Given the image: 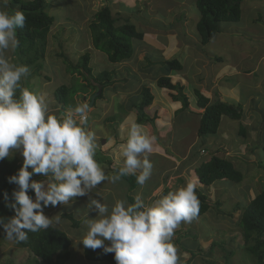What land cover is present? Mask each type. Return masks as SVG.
I'll list each match as a JSON object with an SVG mask.
<instances>
[{"label":"rangeland","instance_id":"rangeland-1","mask_svg":"<svg viewBox=\"0 0 264 264\" xmlns=\"http://www.w3.org/2000/svg\"><path fill=\"white\" fill-rule=\"evenodd\" d=\"M104 1L113 2L114 0ZM47 2L49 3L48 11L52 15H56L57 18L52 24L48 35L45 57L40 61L42 69L38 74L31 76L27 82L24 81L23 85L35 92L44 94L50 110L54 112L59 108L54 95L57 87L63 83L73 85L77 78L81 80L80 75L69 71L68 67L69 63L76 65L83 53L88 51L91 54L90 65L92 66L93 74L96 75L103 70L112 71L115 83L108 86L103 96L96 98L93 106L89 107L86 125V130L94 132L96 136L97 151L95 158L104 168L106 175L111 177L117 172L112 173V171L106 169L108 163H104V158H106L104 154H113L115 159L113 165H122L121 145L122 141L126 139H122L120 143H118V139L120 136L124 138L125 134L123 131L131 123H139L149 135L152 132L153 128L150 124L141 122L138 119V108H129V104L131 105L133 102L141 100V86L138 84L139 81H136L138 80V75L144 74L142 72L149 73L150 68L155 70L156 67H160V65L155 64V62H160L158 59L160 55L158 52H152L153 48L151 50H140L138 44L141 41L135 39L134 44L137 47L134 55L128 60L113 63L108 60L106 53L93 47L89 29V23L94 13L100 7H103L105 3L101 5L97 0H47ZM121 2L123 3H120V5L123 10H126V13H120V7L115 6L113 7L114 15H120L123 18L124 15L131 17L130 14H133L132 11L134 10L130 22L141 31L150 29L155 32L156 30L159 34L156 37L160 43H163L166 31L171 30L177 33L178 29H180L182 32L181 36L188 41L186 44L190 46L191 53L199 54L201 52L203 58L206 56L214 57L208 58L211 64L208 67L209 71H211V66H215L217 63H221V66L229 65L232 71H234L233 68L237 70L232 75L235 76V79L231 80V83L234 84V81H240L234 89L229 91L228 95L232 96L230 98L234 99L236 103L238 101L242 105V117L240 120H236L228 116H222L217 134L207 138L204 145L206 148H203L206 151L204 156H200V159L209 158L214 154L224 156L243 171L244 179L240 183L226 179L217 181L208 187L200 185V189L208 195L212 208L204 215L195 217L190 223L182 222L175 230L172 242L178 250L179 264H186L187 262L189 264H257L255 257L245 249L239 219L243 207L264 188V152L262 149L264 141V0H244L241 19L237 22H222V31L205 46L200 44L196 28L200 18L196 0H137L136 7L131 3L129 4L134 8L128 7L127 3L130 1L121 0ZM7 10L10 11L9 5ZM139 15L144 17H142L143 20H138L137 17H140ZM184 22L187 23V29H185ZM189 39L193 40L194 43ZM149 51L150 55H146L145 53ZM14 53L15 51L10 52L9 55L16 62L17 57ZM63 55L68 58L67 61H65ZM217 56H222L224 60H217ZM262 56L263 58L260 59ZM155 57L157 58L154 61L155 65H150L148 68L147 62ZM231 65H233V68ZM186 68L189 71L188 76H194V70L190 68L189 62L186 63L184 69ZM201 69L204 73L201 76L205 78L207 76L205 65H202L197 72L199 73ZM157 71L162 72V68ZM185 71H181V73ZM174 74L177 75L176 73ZM146 77L148 79L142 83L151 86L155 81L156 75L147 74ZM97 90L95 89L94 92ZM93 93L88 92L86 95L77 94L74 98L75 101L72 102V107L68 108L67 112L73 111L77 105L82 103L89 105ZM172 93H175V91L171 92L168 90L165 95L171 103L174 101L171 97ZM217 93L224 97L220 92ZM217 93L212 92L211 99H215L218 95ZM168 94H170V98ZM120 95L123 96V102L127 105H122L120 113L116 114L114 119L112 116L116 112L117 104L120 103L118 99L122 98ZM224 99L228 98L224 97ZM161 106H164L167 110L169 109L163 103ZM189 108H180L179 113L172 109L168 112L160 110L159 113H163V115L157 114L158 117L162 116L163 119H158L157 117L155 123L156 126L158 124L162 129L171 127L172 123H169V121H172V118L170 117H174L173 119L178 118V121L179 119H189V128L186 125L177 126L178 134L185 132L188 135L186 142L188 143L189 139L196 138L194 141L196 143L189 150L190 143H181L179 147L182 151H178L179 148H174V136L166 142L171 152L172 159L170 158V160L172 162H169L170 166L165 168L161 174L158 186L155 189L152 188L151 196L143 199L148 204L155 203L162 198L166 194L164 191L167 187L174 191L189 180L193 181L196 186L198 184L192 172L200 162L197 161L192 164L191 160L196 152L197 154L201 153V140L195 128L198 124V117L194 113L197 111L196 113L201 114L203 109H198L197 105L192 108L189 106ZM185 111L191 113L193 119L188 117ZM133 113L136 115L138 122L126 123V116L122 119L120 117L121 115H131ZM123 119L124 122H122ZM242 128L245 131L244 134L242 133ZM155 152H158V147L154 142L153 152L150 155L156 156V154H153ZM147 155L150 162L154 161L152 163L161 171V157L157 156L155 158L157 160H155L149 154ZM9 158L13 163L22 166L23 156L19 150H15ZM170 173L174 174L171 175ZM166 177L167 179L165 180ZM32 179L42 180L45 178L41 175H34ZM108 183L112 184L111 180L102 182L89 195L77 197L70 203L77 202L79 204L78 209L72 208L70 212L75 214L76 217L78 213L81 214V217H78L82 219V227L78 228L80 231L78 235L71 234L75 256L74 259L69 260L68 264H91L88 261H83L82 263L78 261L82 246L80 239L87 232L86 220L95 218L97 215L94 208L88 210L87 204L90 197L101 199L109 208L117 200L130 204L129 193L125 187L121 186L122 179L113 183L111 193L106 195L108 189H103L101 185H108ZM146 186L151 190V182L145 183L144 187ZM98 190H103V192L100 194L97 192ZM217 203L219 206H216ZM60 207L61 205H57V208ZM57 208H48L49 216L58 214L61 216L59 226L66 230L77 229L72 225L70 219H65L60 213H56ZM192 251H194L195 255ZM229 251H232V254L227 255ZM226 256L229 257L227 258ZM33 257V254L28 249L18 247L13 240L2 237L0 233V264H34Z\"/></svg>","mask_w":264,"mask_h":264},{"label":"clouds","instance_id":"clouds-1","mask_svg":"<svg viewBox=\"0 0 264 264\" xmlns=\"http://www.w3.org/2000/svg\"><path fill=\"white\" fill-rule=\"evenodd\" d=\"M8 4L9 0H0V160L19 150L23 164L8 178L18 186L13 202L6 203L15 214L0 217V225L8 240L23 242L29 232L61 223L60 215H45L46 207L69 205L106 180L115 183L135 176L143 186L153 168L147 154L153 152L155 137L139 123H131L121 145L123 166L107 176L95 158V133L86 130L89 105L79 104L58 116L44 94L23 85L30 69L14 62L9 53L19 44L16 30L24 27L26 17L22 10H7ZM34 175L45 179H32ZM199 186L189 180L152 204L136 195L133 203L117 200L109 208L101 199L90 197L88 210L94 208L97 215L86 220L87 232L80 241L85 248L102 247L105 253H114L116 264H179L173 236L182 222L190 223L198 215L195 189Z\"/></svg>","mask_w":264,"mask_h":264},{"label":"trees","instance_id":"trees-1","mask_svg":"<svg viewBox=\"0 0 264 264\" xmlns=\"http://www.w3.org/2000/svg\"><path fill=\"white\" fill-rule=\"evenodd\" d=\"M243 1L196 0L200 12L196 28L202 46L208 44L222 31V22H237L241 19ZM8 5L10 11L22 10L26 17L24 27L16 30L19 44L14 50V54L17 57L15 61L27 65L31 71L30 75L24 80L27 82L31 76L38 74L42 69L40 61L45 57L48 35L57 16L48 11L49 3L47 0H9ZM89 29L93 47L106 53L108 60L113 63L130 59L136 50L134 39L142 40L144 38V32L138 30L130 22V17L125 15L124 18L120 15L115 16L108 4L95 13L94 19L89 23ZM178 32L181 36L180 29H178ZM181 37L184 42H188L183 36ZM189 40L193 42V40ZM199 47L201 48L200 45ZM63 56L67 61L68 58L65 55ZM217 60L223 61L224 59L222 56H217ZM90 62L91 54L87 51L79 57L76 65L69 63L68 70L78 73L81 80L77 78L73 85L63 83L55 90L54 95L59 108L54 113L58 116L64 115L68 108L72 107V102L75 101L74 98L77 94L86 95L88 92L93 93L95 89H98L97 91L100 90L98 99L103 96L108 86L115 83L112 71L103 70L95 75ZM165 64L172 70H183V64L177 58L166 60ZM157 84L160 87L175 91L171 94L172 99L180 101L182 109H189L190 96L185 91V85L181 81H173L170 76L162 75L158 78ZM194 94L197 98V106L203 109L198 126V136L201 140L200 147H202L209 136L217 134L222 116H228L236 120L241 119L242 105L239 102L225 100L218 93L215 99H211L197 88L194 90ZM141 95V100L133 102L130 107L138 108V119L141 122L154 126L155 119L158 117V108L155 107L151 109L152 111L149 110L154 100L150 86L143 84ZM241 130L244 134V129ZM262 149L264 152V141ZM106 162L108 163L106 168L112 170V173L118 172V169L122 167L111 168L110 159L107 157L104 158V163ZM20 167L21 165L13 163L9 157L0 160V217H11L15 214L12 208L6 207V203L13 202L12 193L18 186L9 183L8 178L16 174ZM192 173L198 184L205 186L226 179L240 183L244 179L243 171L237 168L230 159L216 154L209 158H202V161L195 166ZM122 179L128 184L127 192L129 193L130 203L134 202L139 190L144 188V192L149 191L147 186L144 187V185L141 186L136 183L135 176H126ZM168 190L169 188H166L164 192H168ZM195 191L199 199V213L196 217H200L212 208V204L208 195L202 189L196 187ZM5 193H7V200L5 199ZM28 194L34 198L32 189L28 190ZM60 205V208H57V206L44 208L45 215L49 216L48 208H57L56 213H60L65 219H70L72 225L77 229L66 230L59 225H55V228L49 227L47 230L36 233L29 232L26 241L16 242L13 240L18 247L26 248L33 254L34 264H68L70 259H74L71 234L78 235L80 233L78 228L82 227V219L80 213L76 217L70 211L72 208L78 209L79 204L75 202L70 205ZM216 206H219V204L217 203ZM239 226L242 230L245 249L255 257L257 264H264V188L243 207ZM0 233L2 237H7L2 225H0ZM105 243L110 242L105 241ZM192 253L194 254V251ZM230 254H232V251L227 253V255ZM79 256L78 261L80 263L88 261L91 264H116L114 253H105L102 247L91 249L85 248L82 244ZM186 264H189V262Z\"/></svg>","mask_w":264,"mask_h":264},{"label":"crops","instance_id":"crops-1","mask_svg":"<svg viewBox=\"0 0 264 264\" xmlns=\"http://www.w3.org/2000/svg\"><path fill=\"white\" fill-rule=\"evenodd\" d=\"M126 1H130V2L127 3L128 4V7H130V8H134V7L137 6V0H126ZM97 2L99 4H101V5H103L104 3L105 4H108L112 8V10H113V7H115V6H117L118 8L120 7L119 8L120 13L121 12L122 13H126V10H123L122 6L120 5V3H123V2H121V0H114L113 2H111V1L107 2V1H104V0H97ZM130 3L133 4V5H135V6L134 7H131L129 5ZM131 10H133V9H131ZM132 12L134 14V10ZM133 14H130L131 17L133 16ZM94 16H95V13H94L93 17L91 18V21L94 19ZM139 16L140 17H137L138 20H140V19L143 20L144 17L141 16V15H139ZM131 17H130V20H132ZM183 24H185V27H186L185 29H187V26H186L187 23L184 22ZM186 31H188V30H186ZM143 32H144V38L142 40L136 39L138 41H141L138 44L139 49L140 50H151V48H153V50H151V51L152 52H155V53L158 52L159 55H160V57L158 58L160 60V62H158V63L155 62V64L160 65V67H156L155 70H153V69L150 68V72L149 73L142 72L144 74H139L138 75V80H136L137 82L139 81L138 84L140 86H142L141 85V84H143L142 82L144 80L148 79L146 77L147 74L148 75L152 74L153 76L156 75L154 83L150 86V88L152 90V93L154 95V100H153V104L149 107V110L157 107L158 108V115L159 114L160 115H163V113H159L160 110L167 111L168 112L170 109H172L173 111L179 113L180 112L179 109L182 108V103L180 101H173V103H171V101L168 100L165 97V95L168 93V90L171 91V92H173L172 90H170L168 88H165V87L158 86L157 80L162 75H168V76H170L173 79V81H181L184 85H186L185 91L188 93V95L192 99V101L190 99V107L191 108L193 106H196L197 105V98H196V96L194 94V90L196 88L199 89L200 91H202L206 96H208L210 98L212 97V94H211L212 92H220L222 95H224V97L228 98V99H225V100H228V101H231V102H235L234 99L230 98L232 96L228 95L229 94V91L232 90V89H234V87L240 81V80H238L237 82L234 81V84L231 83V80L235 79L234 78L235 76H232L234 74L235 70H236V69L233 68V65H231V66H232V68H233L234 71H232L230 69L229 65L228 66L227 65L221 66L220 65L221 63H217L215 66H211V71H209L208 67L211 64H210V61L208 60V58H214V57H212V56H210V57L209 56H206V57L203 58L202 57V53L199 52V51H198L199 54H196L194 52L191 53L190 46H188L186 44V42H184V40L182 39V37H180L178 31H177V33H176V31H171V30L168 31V32L166 31L165 38L163 39V43H160L158 41V38L156 37V35H159V34H158V32L156 30H155V32H153L152 30L149 29V30H144ZM197 41H198V38H197ZM135 47H137V45ZM145 54L146 55H150V51L148 53H145ZM190 57H191V59H190ZM173 58H177L183 64V70H181V71L186 70L184 73L183 72L181 73V71L172 70V69H170L165 64V61L166 60L173 59ZM262 58H263V56L260 57V59H262ZM156 59H157L156 57L149 59V61L147 62L148 63V68L150 67V65L151 66L155 65L154 64V61ZM189 59H190V61H189ZM187 62H189L190 68H192V70H194V72H193L194 76H192V77H189L188 76V74H189L188 69L187 68L184 69ZM202 65H205L206 72H207V76L205 78H203L201 76V75L204 74L203 71H202V69L199 72L200 75L197 72V70L200 69V67ZM159 68H162V72L157 71V70H159ZM130 73H131V71H130ZM174 73H176L177 75H175ZM195 75H197V77H195ZM209 77H211V78H209ZM201 81H202V84H201ZM140 89H141V87H140ZM242 89H243V87H242ZM168 96L170 98V94H168ZM227 96H229V97H227ZM121 97L122 98L118 99V101L120 103L117 104L116 112L114 113V116H112V118H114V119L116 117V114H119L120 113V109H122V105H127V104H125L123 102V99H124L123 96H121ZM224 97L222 96L223 99H224ZM193 101H195V102H193ZM162 103H163V105H165V107H168L169 109L167 110L166 108H164V106H161ZM129 108H130V104H129ZM197 108L198 109H201L198 106H197ZM188 111H190V110H188ZM196 112L194 114H196L195 116L198 117V124H197V126L195 128H196L197 134H198V126H199V121H200V118H201V114H198ZM185 113H187L188 117H190L191 119H193V117L191 116V113L186 112V111H185ZM200 113H201V111H200ZM150 115H152V114H150ZM124 116H126L125 117V122L126 123H128V122H134V121L138 122V120H136L137 117H136V115L134 113L131 114V115H128V114L121 115L120 116L121 119ZM170 118H172V121H169V123H172V125H171L170 128L166 127V128H163L162 129V128H160V126L158 124L156 126V123H155L154 126L151 125V127L153 129H152V132H150V135H152L153 137H155L154 142L156 143V145L158 147V152L153 153V154H156V156H152L150 154L149 155H150V157H152V159L157 158V156L158 157H161L160 158L161 159V171H159V168L156 167V165L152 163L154 161H152L151 163L153 165V168H152V171H151V175H150L149 179L146 181L147 184L149 182H151V186H150V189L151 190H149L147 192H144L143 189L139 190L138 195H140V196L142 195V197H141L142 199H144L145 197H150L151 196V194H152V188L155 189V187L158 186V182H159V180H161L160 179L161 174L164 172L165 168H167V167L170 166L169 165V162L171 161L170 160V158H171V152L168 149V145H167L166 142L168 140H170V138H173V136H174V138H175L174 139V148L175 149L176 148H179L178 151H182V149L179 147V144L185 143L187 141L186 138H187L188 135L185 132H182V133H179L178 134V127L177 126H184V125H186L187 128H189V124H190L189 119H179V121H178V118H175V119H173L174 117H170ZM158 119H163V118H162V116H160V117H158ZM122 122H124V119H123ZM145 128H147V127L145 126ZM123 132L125 134L124 135V138H121V136H120L119 139H118L119 140L118 143H120L122 139H124V140L127 139V129L124 130ZM115 133H117V132H115ZM112 137H114V135H112ZM195 140H196V138L189 139L188 140V143L191 144V145L189 144L190 147L188 148V150L191 148L192 145H194L196 143V142H194ZM125 142H126V140L125 141H122V144H124ZM175 142H177V143H175ZM188 143L186 142V144H188ZM202 148H206V147L205 146H202L200 148V150ZM104 156L110 159V163H111V166L110 167L111 168L114 167V169H115L118 166H123V157H122V155H121V157H122V165H113L115 163V159L113 157V154H111V153L107 154L106 153V154H104ZM200 156H201V153L199 152L197 154V152H196L194 154V156L192 157V159H191L192 160V164L195 163V162H197V161L201 162L202 159H200ZM155 160H157V159H155ZM187 168H188V166H187ZM109 171H112V170L109 169ZM170 174L172 175L174 173H170ZM175 174H177V173H175ZM166 179H167V177L165 178V180ZM163 180H164V178H163ZM124 182L125 181L122 179L121 186L125 187L126 188V191H127L128 190V184L126 182L125 183ZM112 184H113V182H112ZM112 184H109L108 183V185H105V184L102 185V188L103 189H108V191H109V192L107 191V194L106 195H108V194L111 193V191H112V187H111ZM167 188H169L168 192H170L171 191L170 190V187H167ZM97 192H99L101 194L103 192V190H101V191L98 190ZM168 192H165V193L167 194ZM156 193H155V195H156Z\"/></svg>","mask_w":264,"mask_h":264},{"label":"water","instance_id":"water-1","mask_svg":"<svg viewBox=\"0 0 264 264\" xmlns=\"http://www.w3.org/2000/svg\"><path fill=\"white\" fill-rule=\"evenodd\" d=\"M100 94V90L95 92L92 96H91V101L89 103V107L90 106H93L94 102H95V99L99 96Z\"/></svg>","mask_w":264,"mask_h":264},{"label":"built area","instance_id":"built-area-1","mask_svg":"<svg viewBox=\"0 0 264 264\" xmlns=\"http://www.w3.org/2000/svg\"><path fill=\"white\" fill-rule=\"evenodd\" d=\"M205 151H206L205 149H202L201 154L204 155Z\"/></svg>","mask_w":264,"mask_h":264},{"label":"bare ground","instance_id":"bare-ground-1","mask_svg":"<svg viewBox=\"0 0 264 264\" xmlns=\"http://www.w3.org/2000/svg\"><path fill=\"white\" fill-rule=\"evenodd\" d=\"M202 150V149H201Z\"/></svg>","mask_w":264,"mask_h":264}]
</instances>
